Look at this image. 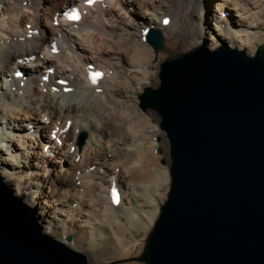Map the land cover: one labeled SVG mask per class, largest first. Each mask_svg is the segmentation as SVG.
Returning a JSON list of instances; mask_svg holds the SVG:
<instances>
[{
    "label": "bare ground",
    "instance_id": "bare-ground-1",
    "mask_svg": "<svg viewBox=\"0 0 264 264\" xmlns=\"http://www.w3.org/2000/svg\"><path fill=\"white\" fill-rule=\"evenodd\" d=\"M89 3L0 0V176L82 264H146L171 178L156 112L124 104L116 88L152 87L164 60L199 45L253 56L254 42L264 48V0ZM151 28L164 38L158 53Z\"/></svg>",
    "mask_w": 264,
    "mask_h": 264
},
{
    "label": "water",
    "instance_id": "water-1",
    "mask_svg": "<svg viewBox=\"0 0 264 264\" xmlns=\"http://www.w3.org/2000/svg\"><path fill=\"white\" fill-rule=\"evenodd\" d=\"M146 41L164 50L158 28ZM140 101L167 139L171 178L146 264H264V48L169 57ZM66 246L0 176V264H82Z\"/></svg>",
    "mask_w": 264,
    "mask_h": 264
},
{
    "label": "rangeland",
    "instance_id": "rangeland-1",
    "mask_svg": "<svg viewBox=\"0 0 264 264\" xmlns=\"http://www.w3.org/2000/svg\"><path fill=\"white\" fill-rule=\"evenodd\" d=\"M254 44L256 45L257 48L260 47L259 43H257V42H254ZM221 46H223V45H221ZM248 55H250V54H248ZM151 71H153V68L152 67H151ZM157 83L155 85H157ZM134 88H135V90H133L132 92H127L125 89H123L121 87L116 88L117 89V97L123 99L124 100V104H128L131 107H133V106L136 105L139 108V110H141L143 112V110H142L143 108L141 107V104L142 103L140 101V97L143 95L144 88L145 87L144 86L143 87L135 86ZM80 135H81V132L78 135L77 143H78V140H79ZM158 142L162 145L161 148H159V152L166 157L167 162H168L169 161V157H168V142H167V139L165 138V135L164 134L161 137L158 138ZM163 162H165L164 159L161 160V163L160 164L161 165H165ZM64 171H65L64 168H58V170L53 174L52 177H53V183L55 184V186L58 184V179L60 177V173L62 174ZM15 195L18 196L17 194H15ZM26 204L31 207V205L28 204L27 202H26ZM34 218H36L35 217V214H34ZM38 223L40 224V222H38ZM41 227H42V225H41ZM46 235L52 236L54 238H58L59 237V229H56V230L51 231L49 233H46ZM77 235H79V236L82 235V231L79 232V233H77ZM69 237L72 238V236H69ZM83 246L84 247H87L88 246L87 245V239H85L83 241ZM99 255L100 256L103 255L104 257H106V254L105 253H99Z\"/></svg>",
    "mask_w": 264,
    "mask_h": 264
},
{
    "label": "snow or ice",
    "instance_id": "snow-or-ice-1",
    "mask_svg": "<svg viewBox=\"0 0 264 264\" xmlns=\"http://www.w3.org/2000/svg\"><path fill=\"white\" fill-rule=\"evenodd\" d=\"M89 2H91V0H89ZM78 18H79V17H78V15H76V14H72V15L69 16V19H78ZM164 23H168V21L165 20ZM100 75H101V73H98V72L95 73V74L93 75V77H92V79H93V83L96 82V78H97L98 76H100ZM112 196H113V201H114V202H118L119 197H118V194H117L115 188H113V190H112Z\"/></svg>",
    "mask_w": 264,
    "mask_h": 264
}]
</instances>
